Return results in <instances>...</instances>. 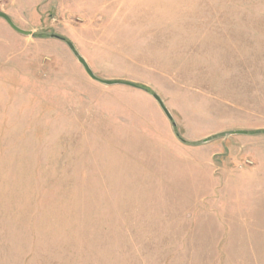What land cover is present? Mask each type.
<instances>
[{
  "label": "rangeland",
  "instance_id": "rangeland-1",
  "mask_svg": "<svg viewBox=\"0 0 264 264\" xmlns=\"http://www.w3.org/2000/svg\"><path fill=\"white\" fill-rule=\"evenodd\" d=\"M0 12V264H264V0Z\"/></svg>",
  "mask_w": 264,
  "mask_h": 264
},
{
  "label": "water",
  "instance_id": "water-1",
  "mask_svg": "<svg viewBox=\"0 0 264 264\" xmlns=\"http://www.w3.org/2000/svg\"><path fill=\"white\" fill-rule=\"evenodd\" d=\"M0 18H3L8 24L9 26L16 31L17 33L23 35V36H34V33L32 31H26L23 29H20L19 27H17L14 22L12 21V19L5 13L0 12ZM53 38L56 39H60L62 41H65L67 43V45L69 46V48L73 51L74 55L78 58V61L81 65H83V67L85 68L87 74L91 77V79H93L94 81L103 83L107 86H115V85H124V86H128L131 88H135V89H141L139 87L138 84L135 83H131V82H123V81H110V80H100L92 71V69L90 68V66L88 65V63L86 62V60L79 55V53L77 52L76 48L73 46V44L69 41H67L66 39H64L63 37L60 36H53ZM153 98L159 103V105L162 107V109L164 110V113L166 114V116L168 117V119L170 121H173V117L171 116L169 110L165 107L163 101L161 100V98L157 95V94H153ZM175 126V124H173ZM242 132H235L233 134H241ZM209 141V139H205L203 142L207 143Z\"/></svg>",
  "mask_w": 264,
  "mask_h": 264
},
{
  "label": "trees",
  "instance_id": "trees-1",
  "mask_svg": "<svg viewBox=\"0 0 264 264\" xmlns=\"http://www.w3.org/2000/svg\"><path fill=\"white\" fill-rule=\"evenodd\" d=\"M139 87L141 88V90H144V91L149 92V93L151 92L150 89H148L145 86L139 85ZM261 132H263V131H254L253 133H261Z\"/></svg>",
  "mask_w": 264,
  "mask_h": 264
},
{
  "label": "crops",
  "instance_id": "crops-1",
  "mask_svg": "<svg viewBox=\"0 0 264 264\" xmlns=\"http://www.w3.org/2000/svg\"><path fill=\"white\" fill-rule=\"evenodd\" d=\"M261 133H264V132H261ZM257 134H259V133H257Z\"/></svg>",
  "mask_w": 264,
  "mask_h": 264
}]
</instances>
